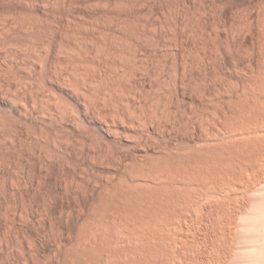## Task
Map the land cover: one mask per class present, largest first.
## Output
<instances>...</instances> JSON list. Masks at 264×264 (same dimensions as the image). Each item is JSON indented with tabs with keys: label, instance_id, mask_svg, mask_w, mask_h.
<instances>
[{
	"label": "rangeland",
	"instance_id": "rangeland-1",
	"mask_svg": "<svg viewBox=\"0 0 264 264\" xmlns=\"http://www.w3.org/2000/svg\"><path fill=\"white\" fill-rule=\"evenodd\" d=\"M0 264H264V0H0Z\"/></svg>",
	"mask_w": 264,
	"mask_h": 264
},
{
	"label": "bare ground",
	"instance_id": "bare-ground-1",
	"mask_svg": "<svg viewBox=\"0 0 264 264\" xmlns=\"http://www.w3.org/2000/svg\"><path fill=\"white\" fill-rule=\"evenodd\" d=\"M261 51V50H260ZM260 51H258V52H260ZM260 57H261V55H260ZM166 123H168V122H166ZM166 125V124H165ZM173 126V125H172ZM166 127H168L167 125H166ZM164 130H167L168 131V128L166 129V128H164Z\"/></svg>",
	"mask_w": 264,
	"mask_h": 264
}]
</instances>
